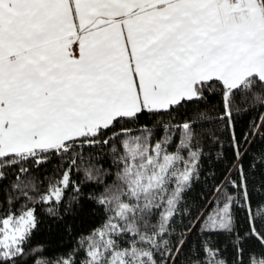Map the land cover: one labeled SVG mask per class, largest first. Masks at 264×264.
<instances>
[{
	"label": "snow or ice",
	"instance_id": "snow-or-ice-1",
	"mask_svg": "<svg viewBox=\"0 0 264 264\" xmlns=\"http://www.w3.org/2000/svg\"><path fill=\"white\" fill-rule=\"evenodd\" d=\"M254 104L264 0H0V264H264Z\"/></svg>",
	"mask_w": 264,
	"mask_h": 264
},
{
	"label": "trees",
	"instance_id": "trees-1",
	"mask_svg": "<svg viewBox=\"0 0 264 264\" xmlns=\"http://www.w3.org/2000/svg\"><path fill=\"white\" fill-rule=\"evenodd\" d=\"M254 123H264V108H261L259 104L248 106L247 113L237 117V131L248 132L251 128V125ZM251 139L253 141L251 145V154H255L256 152L264 149V140H262L260 137H252ZM245 147L247 148L249 146L246 145ZM223 151L228 157H230L231 153L229 151V145L227 142H225L223 145ZM229 164L230 160L228 158H214L213 160L206 161V163L202 165V171L204 174L200 175L198 180L195 181L191 191L187 195V202L192 206H195L196 204H202L206 197L211 199L212 197L210 193L213 185L219 181L221 178V173L229 166ZM241 215H243V213H241Z\"/></svg>",
	"mask_w": 264,
	"mask_h": 264
}]
</instances>
